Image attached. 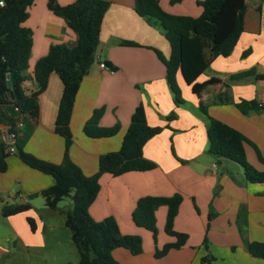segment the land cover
<instances>
[{
  "label": "crops",
  "instance_id": "obj_1",
  "mask_svg": "<svg viewBox=\"0 0 264 264\" xmlns=\"http://www.w3.org/2000/svg\"><path fill=\"white\" fill-rule=\"evenodd\" d=\"M73 1L57 0L61 5ZM107 1L109 6L99 32L100 52L82 77L74 99L69 123L72 133L69 156L85 175H92L97 170L98 156L120 147L130 115L138 103L144 105L148 125L162 127L142 147L143 156L154 161L156 167L118 176L103 173L99 177L100 189L88 207L90 216L94 220L112 216L121 233L137 234L142 239L140 254L132 255L117 247L111 251L112 257L118 264H199L203 255L210 254L214 258L212 264H263L262 258L248 252L246 243L264 242V182L246 181L240 165L209 151L208 119L200 106L205 107L209 116L245 136L243 145L248 162L264 171V163L256 153L264 158V111L244 114L235 106L242 99L264 104V78L249 76L230 80L232 74L248 69L264 74V0H246L243 31L229 55L215 57L193 84H187L177 71L176 81L183 100L179 105L173 101L165 65L155 52L159 50L164 58L170 54V45L162 31L134 11V0ZM199 1L158 0L169 13L194 17L202 11ZM27 13L22 25L31 30L32 45L26 69L29 78L23 88L29 94L35 89L31 77L35 61L47 53L51 44L73 46L76 33L65 18L48 9L47 0H34L27 7ZM101 62L109 63L114 69H101ZM212 77L219 78L220 82L194 91V84ZM61 93L62 83L57 74L51 73L45 89L38 95V116H21L17 141L24 151L53 163L62 160L64 150L63 138L54 131ZM96 108H102L100 126L119 124L116 134L90 138L83 133V123ZM1 109L10 116H18L12 104ZM170 113L175 118L167 120ZM8 129L0 123V141H10ZM6 164V170L0 172V257L14 250L16 243L36 244L30 239L32 232L36 233V226L32 231L27 221L28 216L33 218L34 208L28 197H40L39 192L54 183L51 175L29 167L15 154L6 157ZM176 192L182 195V201L173 228L186 233L187 240L182 247L155 258V246L160 248L175 241L164 230L166 206L160 205L154 212L156 241L151 231L132 221L131 213L139 197L170 196ZM21 201L28 202L30 208L10 216L2 215L3 204ZM60 211L64 214L65 210ZM47 224L49 228L56 227L50 218ZM204 237L207 248L202 245ZM38 242L44 244V240Z\"/></svg>",
  "mask_w": 264,
  "mask_h": 264
},
{
  "label": "trees",
  "instance_id": "obj_2",
  "mask_svg": "<svg viewBox=\"0 0 264 264\" xmlns=\"http://www.w3.org/2000/svg\"><path fill=\"white\" fill-rule=\"evenodd\" d=\"M34 0H2L0 5V123L9 127L8 133H13V142L0 141V172L6 170V157L15 154L23 163L53 177L54 183L41 190L39 194L44 199L45 206L56 208L64 197H70L72 206L64 211V225L70 230L71 240L75 245L79 260L77 264H118L111 251L117 247L128 250L132 255L142 252V239L137 234H123L112 216L94 220L88 207L94 201L99 189V177L103 173L118 176L128 171H145L156 167V163L143 156L142 147L145 142L158 134L161 126H150L146 121L145 109L138 103L132 111L128 126L117 150L100 154L97 160V170L92 175H85L80 167L69 156L72 144L70 116L74 99L82 77L96 59L95 49L99 42V32L102 18L109 6L107 0H74L61 5L57 0H47V7L55 15L66 19L68 25L76 33V43L73 46L51 44L45 55L35 61L32 79L35 89L27 94L23 83L29 78L26 72L28 58L32 45V32L22 25L27 18V7ZM175 1V0H172ZM174 3V2H172ZM198 4L202 11L198 16L177 15L164 10L158 0H134L133 9L150 25L157 26L170 45V54L164 58L155 49L159 59L165 65V78L175 105L183 102L180 87L176 81L179 70L187 84H193L217 56H227L232 51L239 35L243 31L246 0H201ZM124 44L134 42L123 41ZM113 70L114 67L105 62ZM51 73L58 75L62 83V93L59 99L54 122V131L64 140L62 160L53 163L24 151L17 143L21 129L16 127V121L22 115L31 118L38 116V95L45 89ZM9 76L11 86H7ZM249 76L264 78L254 69L241 71L230 76V80H241ZM220 82L212 77L200 84H194L196 92L205 86ZM9 92L13 93V97ZM12 104L17 108L18 116L6 114L1 106ZM240 112L264 111V104L256 100H240L235 103ZM200 110L208 119L207 139L209 151L221 158L236 162L243 170L246 181L251 183L264 182V171L252 166L245 154V136L237 129L215 119L207 114L204 106ZM102 108L93 109L88 119L82 125L83 133L90 138L108 137L116 134L119 124L102 127L98 124ZM175 118L174 113L167 120ZM12 145L13 151L7 148ZM258 160L264 163V158L256 151ZM182 201L178 192L170 196L145 195L139 197L132 210V221L140 227L148 229L156 241L157 227L155 210L158 206H166L164 230L174 236L175 241L167 242L158 248L155 246L154 257L160 258L171 249L182 247L187 234L175 231L174 217ZM30 208L28 202L21 204H3L1 213L10 216ZM32 231L35 222L27 217ZM207 248V238L202 241ZM248 252L264 260V242L248 241ZM213 256L205 254L199 264H212ZM264 264V263H263Z\"/></svg>",
  "mask_w": 264,
  "mask_h": 264
},
{
  "label": "rangeland",
  "instance_id": "obj_3",
  "mask_svg": "<svg viewBox=\"0 0 264 264\" xmlns=\"http://www.w3.org/2000/svg\"><path fill=\"white\" fill-rule=\"evenodd\" d=\"M28 199L34 205L32 213L36 223V233L32 232L30 239L36 244L16 243L14 250L9 245L10 250L0 257V264H77L79 255L71 240L70 230L64 225V214L60 211L71 208V198L64 197L57 203L56 209L45 206L41 195ZM48 212L51 213L48 215ZM48 218L55 228L48 227ZM43 240L44 244L37 243Z\"/></svg>",
  "mask_w": 264,
  "mask_h": 264
},
{
  "label": "built area",
  "instance_id": "obj_4",
  "mask_svg": "<svg viewBox=\"0 0 264 264\" xmlns=\"http://www.w3.org/2000/svg\"><path fill=\"white\" fill-rule=\"evenodd\" d=\"M3 4V2H2V0H0V5H2ZM99 67L102 69V68H104V69H109V70H111L104 62H101L100 64H99ZM14 110L15 111H17V108H14ZM22 126V119H21V116L18 118V120L16 121V127H18V128H20ZM8 137H9V140L11 141V142H13V140H14V135H13V133H8ZM7 150L9 151V152H12L13 151V146L12 145H10L8 148H7Z\"/></svg>",
  "mask_w": 264,
  "mask_h": 264
},
{
  "label": "water",
  "instance_id": "obj_5",
  "mask_svg": "<svg viewBox=\"0 0 264 264\" xmlns=\"http://www.w3.org/2000/svg\"><path fill=\"white\" fill-rule=\"evenodd\" d=\"M100 48H101V44L100 42L97 44L96 46V49H95V55L98 54L100 52ZM7 86L10 87L11 86V82H10V79H9V76H7ZM10 96L13 97V93L12 92H9ZM23 203V201L21 202H18V204H21Z\"/></svg>",
  "mask_w": 264,
  "mask_h": 264
}]
</instances>
